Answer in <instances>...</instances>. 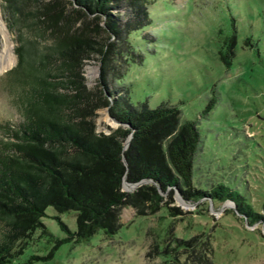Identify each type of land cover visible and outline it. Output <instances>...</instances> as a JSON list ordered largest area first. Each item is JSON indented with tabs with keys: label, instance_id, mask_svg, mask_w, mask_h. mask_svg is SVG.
Listing matches in <instances>:
<instances>
[{
	"label": "trees",
	"instance_id": "1",
	"mask_svg": "<svg viewBox=\"0 0 264 264\" xmlns=\"http://www.w3.org/2000/svg\"><path fill=\"white\" fill-rule=\"evenodd\" d=\"M151 1L0 2L17 41V60L3 74V89L20 115L15 122H0V264L18 260L34 232L48 233L41 221L48 205L58 213L75 212L76 229L69 237L83 242L99 230L116 233L122 206L137 215L153 214L163 201L159 190L204 195L191 181L199 145L195 121H183L178 107L165 101L156 107L131 103L109 83L120 77L117 61L133 54L127 35L151 21ZM232 44L221 52L227 65ZM94 57L99 77L90 88L83 63ZM102 107L118 122L110 132L96 128V110ZM124 176L127 182L147 181L123 191ZM206 193L237 205L232 191ZM191 241L181 239L177 246Z\"/></svg>",
	"mask_w": 264,
	"mask_h": 264
},
{
	"label": "rangeland",
	"instance_id": "2",
	"mask_svg": "<svg viewBox=\"0 0 264 264\" xmlns=\"http://www.w3.org/2000/svg\"><path fill=\"white\" fill-rule=\"evenodd\" d=\"M148 12L149 24L127 35L133 54L117 61L120 77L109 83L131 103L165 101L178 107L183 121H195L199 145L191 181L204 195L161 191V208L146 215L122 206L116 233L99 230L83 242L69 237L75 212L48 205L41 218L48 233L34 232L13 264H264V0H152ZM3 16L0 8V52L7 44L13 59L0 66V122H15L20 115L2 77L16 63L17 43ZM230 40L227 65L221 52ZM98 62L83 63L90 88ZM95 123L104 132L118 126L106 107L96 110ZM135 188L122 184L123 191ZM218 189L234 192L237 205L206 193ZM181 239H192L191 245L177 246Z\"/></svg>",
	"mask_w": 264,
	"mask_h": 264
},
{
	"label": "bare ground",
	"instance_id": "3",
	"mask_svg": "<svg viewBox=\"0 0 264 264\" xmlns=\"http://www.w3.org/2000/svg\"><path fill=\"white\" fill-rule=\"evenodd\" d=\"M0 28H2L0 24ZM13 59L12 51L7 44L3 45L0 52V66L4 69L10 65V60Z\"/></svg>",
	"mask_w": 264,
	"mask_h": 264
},
{
	"label": "water",
	"instance_id": "4",
	"mask_svg": "<svg viewBox=\"0 0 264 264\" xmlns=\"http://www.w3.org/2000/svg\"><path fill=\"white\" fill-rule=\"evenodd\" d=\"M16 43H17V41H16ZM111 117V116H110ZM113 119V118H112ZM114 121L116 122V123H118L115 119H114ZM130 135L131 134H129L127 137H126V139L124 140V144H123V149H126L127 148V145H128V142H129V139H130ZM123 160H124V157H123ZM124 164H126V162H125V160H124ZM147 180H144V179H141V180H137V181H135V182H127L126 180H125V176H124V178H122V184H126V185H129L130 186V188H135V187H137V186H140L141 184H143V183H145ZM160 192H161V190H159Z\"/></svg>",
	"mask_w": 264,
	"mask_h": 264
}]
</instances>
